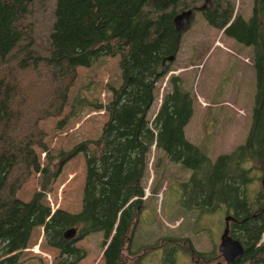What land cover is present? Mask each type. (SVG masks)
<instances>
[{
  "label": "trees",
  "instance_id": "trees-1",
  "mask_svg": "<svg viewBox=\"0 0 264 264\" xmlns=\"http://www.w3.org/2000/svg\"><path fill=\"white\" fill-rule=\"evenodd\" d=\"M29 1L0 0V264L20 262L34 227H41L44 244L58 251L62 258L58 264H75L83 258L84 250L74 244L96 231L102 232L103 264H143L145 251L130 248L144 207L151 146L166 162L188 171L178 183L182 209L198 215L224 209L230 214L228 235L243 246L233 264H264V0H252L246 19L234 14L229 2L215 1L210 7L197 8L213 27L222 28L229 21L222 32L251 46L254 71L246 135L213 160L184 135L194 99L180 88L177 74L167 77L170 86L161 94L152 119L148 117L156 83L173 59L166 57H174L178 49L183 30L178 33L174 28L172 15L181 10L176 7L182 0H55L45 54L32 47L30 38L26 40L29 46L19 43L26 32L18 20L27 12ZM103 55L118 56L119 84L108 86L110 95L105 102L79 98L77 109L70 110L76 114L86 104L102 109L106 117L100 132L61 151L59 159L63 163L76 153L83 156L80 208L75 213L51 209L45 200L46 167L40 165L34 149L37 146L49 155L43 140L46 133L37 121L60 114L75 68L91 65ZM14 81H19L17 87ZM25 82L36 85L21 89ZM65 120L57 121V126ZM256 168L262 170L261 185L250 197L246 185ZM30 171L39 172L42 178L39 188L23 200L15 191ZM155 189L151 187V192ZM70 227L76 228V234L64 239L63 232ZM177 240L178 247L192 259L207 260L212 255L195 252L188 239ZM164 242L155 248H163ZM174 249L164 253L166 264ZM218 256L222 257L219 252Z\"/></svg>",
  "mask_w": 264,
  "mask_h": 264
},
{
  "label": "rangeland",
  "instance_id": "rangeland-1",
  "mask_svg": "<svg viewBox=\"0 0 264 264\" xmlns=\"http://www.w3.org/2000/svg\"><path fill=\"white\" fill-rule=\"evenodd\" d=\"M54 1L30 0L27 12L18 20L20 28L26 32L19 43L29 46L26 40L30 38L32 47L39 54H45L48 45ZM215 1L221 4L231 3L233 12L245 19L251 13L252 0H210V4ZM182 2L176 7V11L189 7L193 10V16L189 26L180 34L178 49L170 61L169 70L156 83L155 98L148 109V117L152 119L161 94L170 86L167 77L177 74L180 77V88L189 91L194 99L192 114L183 127L184 135L213 160L216 154L227 152L242 142L246 135L254 92L251 46L225 35L221 28L209 25L197 9V5L204 0ZM191 5L195 7H190ZM15 50L16 47L13 48ZM117 60V55H103L91 65L76 67L75 77L67 92V103L61 113L37 121L36 125L46 133L43 140L49 155L46 157L45 151L37 146L34 149L40 165H44L45 172L48 173L45 200L51 209L60 208L75 213L80 208L83 156L76 153L60 163V153L83 139L97 137L106 115L102 109L95 108L92 104L80 107L76 114H71L70 110L77 109L79 98L100 103L108 99V86H116L120 82ZM17 83L19 81L13 82L15 86ZM35 85L25 82L21 89ZM74 97L76 100L73 102ZM63 117L66 118L65 122L57 126V121ZM55 170H58L56 175L51 177ZM251 174L246 185V194L250 197L260 189L262 170L253 169ZM187 175L186 169L177 163L166 162L163 154L151 146L144 182L145 194L143 191L142 196L144 207L131 236L130 248L138 253L145 251L142 256L143 264H166V253L170 248L174 249V245L177 249L167 257L168 264H196L197 260L198 264L224 263L222 257H218L216 247L224 227V217L228 214L224 209L208 215H198L195 211L182 209L178 203V183ZM41 178L39 172L30 171L16 189L15 195L23 200L28 199L39 188ZM151 187H156L155 192H151ZM41 238V227H34L26 248L21 250L18 264H58L62 259L59 258L58 251L46 246ZM102 239V232L96 231L77 240L74 245L83 249L85 256L75 264H103ZM172 239L175 240L174 243ZM177 239H188L195 252L212 255L207 260L196 256L191 260L189 254L178 247L180 240ZM162 240L167 241V245ZM161 242H164V247L155 248Z\"/></svg>",
  "mask_w": 264,
  "mask_h": 264
},
{
  "label": "water",
  "instance_id": "water-1",
  "mask_svg": "<svg viewBox=\"0 0 264 264\" xmlns=\"http://www.w3.org/2000/svg\"><path fill=\"white\" fill-rule=\"evenodd\" d=\"M210 5H211L210 0H204V2L200 4L198 8H206V7H209ZM192 16H193V10L189 7H187L186 9L185 8L181 9L179 12H175L172 15V22H173L174 28L178 31V33L181 32L182 30H185L189 26ZM228 23L229 22H227L221 28V30H223L224 27ZM172 58H173V55H168L166 57L167 60H171ZM162 68H163V63H162ZM263 176H264V172H263ZM228 219H230L229 216L224 217V227L221 232V235L219 236V242L216 248L218 252L222 255L224 261L226 263H231L235 261L236 258L242 255L243 249H242L241 244L237 240L232 239L228 235V224H227ZM74 235H75V228L73 227L67 228L63 232L64 239H70Z\"/></svg>",
  "mask_w": 264,
  "mask_h": 264
},
{
  "label": "bare ground",
  "instance_id": "bare-ground-1",
  "mask_svg": "<svg viewBox=\"0 0 264 264\" xmlns=\"http://www.w3.org/2000/svg\"><path fill=\"white\" fill-rule=\"evenodd\" d=\"M197 6H199V5H197ZM236 12H234V14H235ZM200 97V96H199ZM161 99V98H160ZM160 102V101H159ZM159 106V105H158ZM154 116V115H153ZM145 194V193H144ZM228 216L230 217V219H228V221H227V224H229V221L231 220V216H230V214H228ZM227 217V216H226ZM114 232V231H113ZM113 232L111 233V235L113 234ZM75 234H76V228H75ZM75 236V235H74ZM73 236V237H74ZM233 239V238H232ZM236 240V239H235ZM264 239H262L261 241H263ZM238 241V240H237ZM239 242V241H238ZM240 243V242H239ZM241 244V243H240ZM241 246H242V244H241ZM217 249V248H216ZM242 249H243V246H242ZM223 258V257H222ZM224 260V259H223ZM225 262V261H224ZM226 263V262H225Z\"/></svg>",
  "mask_w": 264,
  "mask_h": 264
},
{
  "label": "flooded vegetation",
  "instance_id": "flooded-vegetation-1",
  "mask_svg": "<svg viewBox=\"0 0 264 264\" xmlns=\"http://www.w3.org/2000/svg\"><path fill=\"white\" fill-rule=\"evenodd\" d=\"M210 6H211V5H210ZM210 6H209V7H210ZM215 255L217 256V254H215ZM216 256H215V257H216ZM218 257L220 258V256H218ZM191 260H192V258H191ZM195 262H196V261H195ZM233 263H235V262H231V263H223V264H233ZM216 264H218V263H216Z\"/></svg>",
  "mask_w": 264,
  "mask_h": 264
}]
</instances>
